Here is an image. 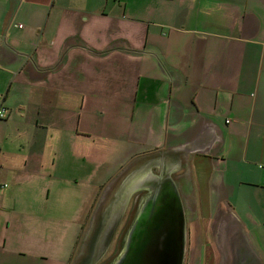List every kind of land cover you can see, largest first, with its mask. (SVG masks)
I'll return each instance as SVG.
<instances>
[{
	"label": "crops",
	"instance_id": "1",
	"mask_svg": "<svg viewBox=\"0 0 264 264\" xmlns=\"http://www.w3.org/2000/svg\"><path fill=\"white\" fill-rule=\"evenodd\" d=\"M2 99L0 200L148 159L201 216L263 222L233 256L264 264V0H0Z\"/></svg>",
	"mask_w": 264,
	"mask_h": 264
},
{
	"label": "rangeland",
	"instance_id": "2",
	"mask_svg": "<svg viewBox=\"0 0 264 264\" xmlns=\"http://www.w3.org/2000/svg\"><path fill=\"white\" fill-rule=\"evenodd\" d=\"M94 141L96 146L100 145L98 144L100 139ZM115 148L116 142L109 139L106 143V150H110L107 156L108 165L113 160L111 152ZM149 161L144 159L138 167L131 165L127 171L97 170L101 175L95 180L96 173L93 167L91 178L88 179L85 175L82 178L84 180L79 184L71 179L64 184L63 179L60 178L57 182H51L50 196L47 192L41 191L44 187L42 185L46 184L44 180L41 183L38 180L27 182L25 189L8 193L3 200H0V205L6 208L2 209L3 214L11 221L22 220L24 223L22 230L25 237L18 242L11 243L12 228L8 229L6 252L20 258L13 260L14 264H81L86 261L92 253V247H99L95 239L101 240L109 230L116 217L114 209L117 210L122 206L119 202L122 200L124 188L131 183V179L144 177L147 172L158 177L162 175L159 166L154 167V164L148 163ZM123 171L125 174L121 177L122 180H117ZM190 178L191 174L184 179L189 183ZM191 186H194L193 181ZM7 188L11 189L9 184ZM192 190L190 189V193ZM137 194L135 193L127 202L116 232L113 233V240L96 264H107L114 257L120 235L128 219L134 215L132 213ZM191 197L184 201L185 206H188L185 207V215L187 213L188 216L184 264H224V262L239 264L240 260L238 261L237 256H233V251L244 255L242 253L247 250V253L255 257L253 241H246L241 230L251 231L250 237L253 238L257 228H262L263 222L210 219L209 206L206 205L202 207L203 216H201L198 212L199 208H196L197 204H194L195 201L193 202ZM43 225L47 228L44 229ZM231 248L233 250H230ZM11 255L8 256L13 258L14 256ZM35 259L37 260L34 261ZM250 260L255 261L253 258ZM262 261L264 263V259Z\"/></svg>",
	"mask_w": 264,
	"mask_h": 264
},
{
	"label": "water",
	"instance_id": "3",
	"mask_svg": "<svg viewBox=\"0 0 264 264\" xmlns=\"http://www.w3.org/2000/svg\"><path fill=\"white\" fill-rule=\"evenodd\" d=\"M130 182L123 190L119 202L122 206L114 209L116 217L109 230L101 240L95 239L99 247H92L91 255L81 264H96L101 259L127 202L142 191L149 194L139 202L137 214L125 235L124 248L112 264H184L186 215L172 173L158 177L147 172L144 177L138 176Z\"/></svg>",
	"mask_w": 264,
	"mask_h": 264
},
{
	"label": "flooded vegetation",
	"instance_id": "4",
	"mask_svg": "<svg viewBox=\"0 0 264 264\" xmlns=\"http://www.w3.org/2000/svg\"><path fill=\"white\" fill-rule=\"evenodd\" d=\"M161 171V170H160ZM160 173L163 174V171H161ZM167 173V172H166ZM149 193L147 191H142V192H139L136 196V200L134 202V210H133V213L134 214L132 216V218L130 217V219H128V223H126V226H125V229L123 231V233H121L120 235V241H119V244H118V248L116 249V252L114 253V257L112 258L111 262L107 263V264H112L114 261L117 260V258L119 257V255L121 254V251H122V248H124V242H125V235L126 233L128 232L129 230V227L130 225L132 224V221L133 219L135 218V214H137V209H138V204L139 202L141 201V199H143L144 196L148 195ZM184 209L185 207L187 208V206H183ZM186 211V209H185ZM188 214L186 213V218H187ZM186 220V219H185ZM114 236V234H113ZM113 236H112V239H111V242L113 240ZM110 242V243H111ZM240 264H254L252 260L250 259H247L245 256H241L240 257Z\"/></svg>",
	"mask_w": 264,
	"mask_h": 264
},
{
	"label": "built area",
	"instance_id": "5",
	"mask_svg": "<svg viewBox=\"0 0 264 264\" xmlns=\"http://www.w3.org/2000/svg\"><path fill=\"white\" fill-rule=\"evenodd\" d=\"M117 1H120V0H117ZM7 116H8V111L4 107V102H3V99H2V100H0V120L6 119Z\"/></svg>",
	"mask_w": 264,
	"mask_h": 264
},
{
	"label": "trees",
	"instance_id": "6",
	"mask_svg": "<svg viewBox=\"0 0 264 264\" xmlns=\"http://www.w3.org/2000/svg\"><path fill=\"white\" fill-rule=\"evenodd\" d=\"M84 257V256H83ZM83 261V260H82Z\"/></svg>",
	"mask_w": 264,
	"mask_h": 264
}]
</instances>
